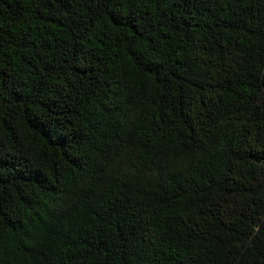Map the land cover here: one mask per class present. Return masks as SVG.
<instances>
[{"label": "trees", "instance_id": "trees-1", "mask_svg": "<svg viewBox=\"0 0 264 264\" xmlns=\"http://www.w3.org/2000/svg\"><path fill=\"white\" fill-rule=\"evenodd\" d=\"M0 264H264V0H0Z\"/></svg>", "mask_w": 264, "mask_h": 264}]
</instances>
